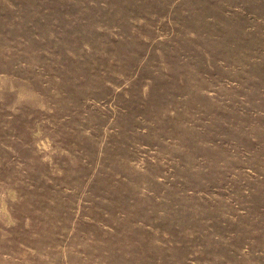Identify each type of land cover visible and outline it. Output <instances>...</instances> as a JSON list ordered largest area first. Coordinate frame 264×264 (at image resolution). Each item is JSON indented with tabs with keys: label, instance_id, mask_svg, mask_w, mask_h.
<instances>
[{
	"label": "rangeland",
	"instance_id": "1",
	"mask_svg": "<svg viewBox=\"0 0 264 264\" xmlns=\"http://www.w3.org/2000/svg\"><path fill=\"white\" fill-rule=\"evenodd\" d=\"M0 264H264V0H0Z\"/></svg>",
	"mask_w": 264,
	"mask_h": 264
}]
</instances>
